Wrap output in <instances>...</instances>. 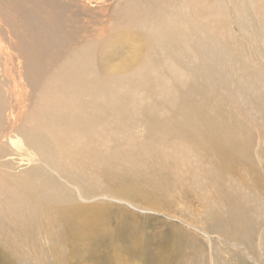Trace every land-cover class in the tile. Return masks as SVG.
Segmentation results:
<instances>
[{
	"label": "rangeland",
	"instance_id": "obj_1",
	"mask_svg": "<svg viewBox=\"0 0 264 264\" xmlns=\"http://www.w3.org/2000/svg\"><path fill=\"white\" fill-rule=\"evenodd\" d=\"M232 1L230 12L224 11L231 7L222 0L210 1L212 11L222 20L220 27L215 21L209 25L212 17L209 20L204 17L207 24L171 25L168 39L160 33L154 37L152 18L165 9L167 13L178 11L186 15L190 8L186 0H0V69L4 71L5 67V77L6 66L13 71L15 75L8 78L10 83L18 72L24 76L26 85L22 90L30 95L26 105L21 104L15 110L23 120L31 116L49 86L56 92L51 81L65 72L80 52L93 60L97 74H113L118 67L126 73L138 68L142 57H148L158 65L161 74L177 82L186 81L188 74L200 70L208 80L219 78L222 82L210 88L215 101L213 108H218L225 120L239 127V136L240 131H246L245 136L250 140V152L242 157L243 169L232 176L216 171L214 166L219 159L207 156L198 147L188 150L191 154L186 152L189 157L184 154L165 158L164 153L170 154L172 147L175 149L171 142L160 155L154 153L137 160L110 156L96 162L90 169L93 174L87 175L90 188L77 182L68 186L58 179L66 189L73 192L80 189L84 193V199L74 192L76 196L68 201L52 202L64 208L77 205L78 218L88 220V233L82 234L85 238L79 236L69 241L68 236L72 235L69 222L66 226H53L51 231L39 233V239L35 236L42 254L34 255L22 238L19 240L7 231L5 246L0 245V264H264V69L255 65V58L264 55L261 54L264 14L257 17L256 0ZM168 5L173 6L168 8ZM261 6L264 8V0ZM214 7L221 9L215 11ZM138 18H143L145 26H136ZM190 36L198 42L196 45L192 41L187 48L179 44ZM146 39L150 42L153 39L150 47ZM248 45L253 50H248ZM139 48L142 57L135 55ZM248 54L254 56L251 59L254 62L251 63ZM18 62L21 66L27 63V68L18 67ZM259 63L264 65V59ZM142 82V88L126 87L122 95L131 96L138 100L139 107H146L159 90ZM4 119L0 154L5 147L2 136L16 126L10 116ZM146 129L142 125L136 129L139 133L135 132L134 139L139 147L153 143ZM93 143L97 146L99 142ZM17 147L16 144L12 148L16 155L0 160V164L11 158L10 168H2L12 172L13 177L16 175L15 180L21 176L16 180H21V185L11 181V176L0 178L2 200L12 199L15 192L27 185L25 182L31 178L21 173L29 172L35 165L23 148ZM44 221L48 227L54 222ZM51 247L59 250V257L52 253Z\"/></svg>",
	"mask_w": 264,
	"mask_h": 264
},
{
	"label": "bare ground",
	"instance_id": "obj_2",
	"mask_svg": "<svg viewBox=\"0 0 264 264\" xmlns=\"http://www.w3.org/2000/svg\"><path fill=\"white\" fill-rule=\"evenodd\" d=\"M186 1L190 5V8H187L188 11L186 10V15L178 11L167 13L166 9L156 12V15L154 13L155 17L152 15L154 17H151L154 19L152 20L154 22V37L160 33L170 39L171 25L178 24L186 27L187 25L193 26V23L196 26L207 24L203 21L204 17L206 19L212 17L209 25H213L215 21L217 27L221 26L222 20L218 18L217 13L212 11L210 3L212 0ZM222 1L231 7L224 9V11L229 10L230 12L233 8V1ZM261 1L263 0H256L259 13L257 10L254 11V13H258V18L259 16L262 18L264 14ZM170 6L173 5H168L167 7L169 8ZM214 8L215 11H220L221 9V7ZM195 15L197 17L202 16V19L198 20ZM142 19H137L135 23L138 25L136 26H145L146 23ZM131 22L133 23V21ZM134 29H137V27ZM124 35L126 36V34ZM221 38L223 39L224 36L221 35ZM243 39L245 40V38ZM190 41H192V45L198 43L195 38L190 36L187 41H179V44L187 48ZM151 42L148 40L147 45L149 47L153 44ZM234 44L238 46V43ZM248 46V50H253L252 45ZM140 49L135 50V55L138 54L142 57L143 54L140 53L142 52ZM263 49H261V54L262 52L264 53ZM88 53L90 52L88 51ZM168 57L170 58V56ZM250 57L248 59L251 63L254 62L252 61L254 56ZM76 58L73 63L70 62L71 64H68V67L63 70L65 72L58 76L55 75V78L51 81V86L56 92L51 91L50 86L47 84L49 87L47 88L46 96L44 95L45 97L38 102V106L26 120H23L24 117H19L15 114L17 107H21V104L26 105L27 96L30 95V93L22 90L26 85L24 84L25 80L22 72H18L17 77H14L11 81L12 83H10L9 79L14 74L13 71L6 66L7 77H5V67L4 71L2 67L0 69V135L3 134L2 131H5L2 123H4V118L7 115L10 116V120L13 123H16V126H13L11 130L5 132L4 136H2L5 138V147L2 146L4 148L0 154V160H4L10 155H16L12 148L17 144L18 147L21 146L23 148L24 154L28 156L29 160L35 163L34 166L30 167L29 172L21 173L22 176L31 178L28 180L29 182H25L27 185L22 190L19 189L20 191L18 190L17 193L15 192L16 194L13 192L14 197L12 199L8 197L4 200L0 199L1 246L4 245V233L8 231L17 236V239L19 237L22 238L27 244L26 248L31 250L34 255L42 254L41 247H39L35 236L39 239V233L49 232L53 226L57 227L61 224L66 226L68 222L72 233L71 236H68L69 241H74L75 237H84L82 234L88 233L89 229L88 220L86 221L82 217L78 218L79 208H77V205L64 208L52 201H56V199L57 201H68L76 195L84 199V193L82 195L80 189L77 192L74 191L76 195H73L72 193L74 192L66 189L64 184L71 186L77 182L79 185L85 184V188H90L91 183L87 176L92 173L90 169L96 162L101 163L110 156L115 158L119 156L127 160H137L141 156L150 155L149 157H151L154 153L157 155L163 153L165 146L173 142L175 149L172 147L170 154L164 153L165 158H179L184 154L189 157L190 155L188 154H191L189 151L198 147L207 156H215L219 159V162L214 166L216 171L221 174L231 175L238 169H243L242 157H247L250 152H248L250 140L245 136L246 131H240L239 136V131L237 130L239 127L237 128L235 123L225 120L218 108H213L215 101L213 102L210 96V88L222 82L218 80L219 78L213 77V79L208 80V77L200 70L198 72L192 71L190 75L188 74L186 81L177 82L170 76L161 74L158 65L151 63L148 57H142V64L132 71L128 70V72L122 73V68L118 67L117 71L119 72L114 70L115 73L113 74H108V72L97 74L94 71L93 60L89 59L86 53L81 54L80 52ZM263 59L264 55L255 58V65L258 64L261 70L264 69V65L259 62H263ZM218 61H222V59H218ZM17 66L27 68L25 66H28V64L24 63L21 66V62H18ZM2 71L3 74H1ZM179 71L181 70L179 69ZM200 78L202 81H200ZM142 80L159 90L152 96L153 102L146 107H139L137 104L138 100L135 101L131 96L122 95L123 89L126 87L142 88ZM56 87L62 89V92L59 93ZM218 107L221 106L218 105ZM227 114L230 115L231 113ZM239 124L241 127L244 126L242 122ZM139 125L147 128L150 140L155 145L150 143L145 148L137 145L135 132ZM136 133L138 134L139 132L137 131ZM93 142L99 143L96 146ZM7 149L11 150V152L7 151ZM9 161H11V158L0 164V178L11 176V181L19 180L22 178L20 174L18 175L20 176L19 179L15 180L14 178H18L16 175L13 177L12 172V174L8 173L2 168H10L8 167ZM112 168L110 170H113ZM247 168L249 169V167ZM242 178L244 180V177ZM58 179L63 181L64 184H60ZM20 181H16L19 186L21 185ZM14 186L16 185L14 184ZM8 188L5 189L7 190ZM14 188L17 189V187ZM10 191L12 192V189ZM68 217L73 218L63 221L64 218ZM44 219L54 220L53 225H50V227L46 226ZM77 228H79L78 231L76 230ZM7 235L9 234L7 233ZM47 237L46 239L48 240ZM55 243L58 242L56 241ZM11 248L14 249L13 245ZM51 251L57 257L60 256L56 247H51ZM18 258L21 259V257Z\"/></svg>",
	"mask_w": 264,
	"mask_h": 264
}]
</instances>
